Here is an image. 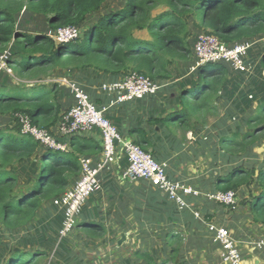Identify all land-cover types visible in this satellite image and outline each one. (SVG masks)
Segmentation results:
<instances>
[{"label":"trees","instance_id":"16d2710c","mask_svg":"<svg viewBox=\"0 0 264 264\" xmlns=\"http://www.w3.org/2000/svg\"><path fill=\"white\" fill-rule=\"evenodd\" d=\"M108 1L0 0V55L10 47L15 49L7 64L15 80L23 82V85L17 82L0 85V118L12 117L15 123L0 131V226L8 232L29 229L41 211L49 213V217L63 214L54 202L80 177L81 159L91 149L89 140L76 136L67 141L68 152H56L42 147L33 136L22 134L17 116H28L37 129L56 134L62 117L74 105L72 102L62 111L58 84L48 88L45 80L53 79L58 71L71 69L97 72L109 83L138 73L164 84L173 77L171 66L192 59L191 20L204 34L228 46L264 36V0H126L122 10L87 25L88 18L100 12ZM23 11L46 18L51 31L78 28L81 35L76 40L61 43L40 31L24 33L17 23ZM261 68L264 70V56ZM0 74L5 73L0 71ZM196 74L197 82L183 93L187 105L171 116H177L176 121H171L184 131L196 124L195 118L199 124H204L217 113L228 69L225 64H208L200 67ZM184 84L185 81L181 82ZM90 100L95 104L91 97ZM169 119L163 122L171 123ZM244 125L248 130L245 133L235 131L220 136V150L235 158L239 165L230 177H221L219 192L251 189L257 183L260 194L253 199L254 222L264 225V160L250 168L239 162L259 159L254 151L264 143V100L257 114L244 121ZM134 143L147 152L145 141ZM31 161H38L36 179L23 188L19 169ZM256 168H259L258 176ZM61 227L54 241L59 248L68 239L59 243ZM78 229L93 239L103 238L107 232L98 223H83ZM176 236L180 240V236ZM1 244L0 238V247ZM177 247L171 245L170 256L162 261L151 253L137 252L136 264H178ZM47 255L39 249L30 253L11 252L7 260L0 259V264H44Z\"/></svg>","mask_w":264,"mask_h":264},{"label":"crops","instance_id":"0c3cea01","mask_svg":"<svg viewBox=\"0 0 264 264\" xmlns=\"http://www.w3.org/2000/svg\"><path fill=\"white\" fill-rule=\"evenodd\" d=\"M189 29L192 59L171 66L173 77L164 84L157 83L161 88L155 96L113 105L114 98L101 92L102 85L109 83L108 79L97 72H79L70 69L58 71L53 75L54 78L50 79L59 81L66 78L83 88L90 95L94 105L105 110V116L118 127L124 139L133 142L145 141L147 152L158 163L167 166V173L172 180L184 182L200 192L197 197H185L188 207L182 208L146 180L124 181L122 175L128 169V159L119 148L117 160L101 172L100 190L89 198L79 221L80 224L86 223V225L101 224L110 235H113L111 243L123 241L127 246H138V252H145L148 248L158 260H161L162 255L168 258L170 246L178 245V264H224L221 259L222 250L213 243L212 233L209 231L211 226L223 227L229 230L231 237L237 242L246 264H264V255L255 246L258 241L264 240V225L254 222L252 210L253 199L260 194L259 185L255 183L251 189L236 190L237 202L231 208L205 197L207 194L219 192L221 177H230L232 170L239 164L235 158L229 157L220 150V136L223 133L233 134L235 131L247 132L244 121L257 114L262 102L264 89L260 75L264 76V70L261 68L263 53L259 54V49L264 42V36L236 44L249 46L246 53L249 72L244 74L227 67V83L221 93L220 101L225 100L230 103L235 112L231 114L226 106L222 105L223 108L225 107L224 115H221V119L219 118L210 128L201 127L196 121L194 126L184 131L171 121H176L177 116H171L184 109L187 98L183 96V92L188 91L198 80V74H194L197 70H192L195 58L194 46L199 36L204 34L196 28L192 20L189 22ZM178 77H181L180 81ZM183 81L185 84L181 85ZM244 83L247 84L248 91H245V95L242 91L238 100L235 92L239 89V85L243 86ZM52 84L59 86V100L62 111H65L72 102L74 104L70 88L63 83ZM186 86L190 88L186 89ZM250 87L256 90H251ZM238 102L240 106L244 103L241 109L239 106L236 107ZM168 117L171 123H164L163 120H167ZM228 118L233 122L237 121L236 118L239 119L236 126L238 129L235 130L229 124ZM154 119H160L162 122L154 123L152 122ZM78 139L91 142L88 146L91 149L83 154L82 159H93L94 162H98L102 158V137L98 129L80 135ZM205 161L207 165L221 164L220 167L227 168L222 172L216 167L205 166ZM258 175L259 172L256 176ZM79 178L74 179L70 188ZM40 213L46 218L45 211ZM52 217L54 222H58L56 235L62 225L63 214L55 213ZM75 231L62 245V248L72 250L73 258L80 254L81 248L98 245L97 239L80 238ZM176 235L180 236V240ZM59 256L57 255L56 258H60ZM113 257L111 256L107 262L112 264L114 261L110 260ZM119 260L120 262L115 261V264H136L122 258Z\"/></svg>","mask_w":264,"mask_h":264},{"label":"built area","instance_id":"2783aa9c","mask_svg":"<svg viewBox=\"0 0 264 264\" xmlns=\"http://www.w3.org/2000/svg\"><path fill=\"white\" fill-rule=\"evenodd\" d=\"M80 35L81 31L78 28L69 27L59 29L54 36H49L58 42L68 43L78 39ZM248 49L249 46L245 45L228 46L214 36L202 34L194 46L195 58L192 70H198L208 64H229L236 71L246 73L249 70L246 63ZM8 57L7 52L0 55V71L14 77L7 64ZM45 82L67 84L74 97V105L62 117L56 134L37 129L28 116H17L22 125L23 135L33 136L42 147L56 152H68L70 148L67 141L73 137L91 133L95 129L100 131L102 137V158L98 162H94L93 159H82L79 180L54 202L64 216L63 225L59 231V243L77 229V219L87 201L100 190L101 172L117 160L119 148L122 149L129 163L127 171L122 175L124 181L146 180L182 208L188 207L185 197L200 195L198 189L184 182L172 180L167 173L166 165L158 163L151 154L145 152L133 141L124 139L118 127L105 116V110L95 106L89 95L79 85L66 78ZM160 88V85L150 78L131 73L121 80L103 84L101 92L114 98L113 105H122L155 96ZM205 197L230 208L237 202L235 191L217 192L207 194ZM209 231L212 233L213 243L222 250L221 259L224 264H246L237 242L231 237L228 229L211 226ZM255 246L264 255V240L258 241Z\"/></svg>","mask_w":264,"mask_h":264},{"label":"rangeland","instance_id":"374dc122","mask_svg":"<svg viewBox=\"0 0 264 264\" xmlns=\"http://www.w3.org/2000/svg\"><path fill=\"white\" fill-rule=\"evenodd\" d=\"M125 4H126V0L108 1L100 12L88 18L87 25L96 24L102 16H105L108 13L118 12L122 10L125 7ZM17 23L20 29L24 33L32 34L34 31H40V32L46 33L47 35H51V36H54V34L56 33V31L54 32L49 29L46 18L30 13L28 11H23L19 15ZM261 46L264 47V42L261 44ZM262 47L259 49V54L263 53L262 56H264V51H262V49L264 48ZM14 50H15L14 48L10 47L6 52L10 56L14 52ZM226 67L229 68L232 66L227 64ZM198 70L196 72H198ZM249 71L250 69L248 70V72ZM196 72L194 74H196ZM260 76H261V79L263 80L262 88L264 89V76L263 75H260ZM14 77L12 76L10 77V75L6 73L0 74V85H9L11 83H16V82L19 85H23L22 81L15 80L16 77L15 78ZM48 80H45V81H48ZM45 85L48 88H50L51 86L50 83H46V82H45ZM27 86L30 87L31 84L29 85L27 84ZM186 87H187L186 89L190 88V86H186ZM251 90H256V88H252ZM242 91H243V95L246 94L245 91H248L246 83H244L243 86L242 84L239 85V89L235 92L236 99L239 100L240 93ZM183 93L185 94V92ZM221 98L222 97L220 95L219 99ZM263 99H264V94L261 97V100ZM185 105H187V102L185 103ZM222 105H225L226 109L229 110L231 114L235 112V110H233L230 103L226 102L225 100L222 102L219 101L218 102L219 110L217 111V113L209 117L206 123L204 124L201 123L199 126L208 129L211 127V125H214V123L217 122V120L221 117V115H224L225 107L223 108ZM243 105L244 103H242L241 106L239 105V102L236 103V107L239 106L240 109L243 107ZM236 119H237L236 122H233V120H230V119L228 120L229 124L232 125L235 128V130L238 129L236 126L239 120L238 118ZM194 121L196 122V118L194 119ZM14 124H15L14 119L12 117L0 118V131H4L6 130L7 127H12ZM244 128L247 129V127L245 126ZM180 134H182L181 131H180ZM255 154L259 157V159H254L252 161H250L249 158L242 159L240 162V165L243 164L245 168H250L252 165H254L255 167L259 166L260 165L259 161L261 162V160L264 159V146H259L258 148H256ZM204 164L205 166L210 165V168L216 167L220 169L222 172H224L225 169L227 168V167L225 168L220 167L221 164L211 165V163H209L207 165L206 161ZM37 166H38V161H31V162H28V164L24 168L19 169V175L21 177V187L23 188L28 187L31 183L35 181L36 174H37ZM128 166H129V163H128ZM256 170L258 172L259 168H256ZM49 216L50 214L47 213V216L45 218L43 213H40L38 215V219H35V221L30 225L29 229L21 230L19 232H8L3 227L0 226V238L2 239V244L0 247V259H2V261L7 260L11 252L30 253V252H33L39 249V250H43L48 253L47 257L45 258L44 264H111V262H107V260L110 259L111 256H114L113 259L110 260L112 262L114 261L112 264H115V261L120 262L119 260L120 258L131 261L132 263L137 262L135 254L138 252L137 250L139 249V247L133 246V245L127 246L126 243H124L123 241L120 243H117V241H114L113 243H111V241H113V235H110L109 231L106 232L103 238L97 239L96 243L98 245L96 247L94 246L91 248H81L80 254L79 255L77 254V256L73 258V252L71 249L67 250L65 248H62V249L56 248L54 241H55L56 226L58 225V222H54L53 217L52 216L49 217ZM79 224H80V221L78 218L77 226ZM76 231L75 233H78L80 238L93 239V238H89V236L85 232L79 229ZM132 239L133 238H131L130 240ZM146 251H148L147 253H150L148 248ZM57 255H60L59 256L60 258H56ZM164 258L166 259L167 257H163L162 255V258L160 261L164 260Z\"/></svg>","mask_w":264,"mask_h":264}]
</instances>
